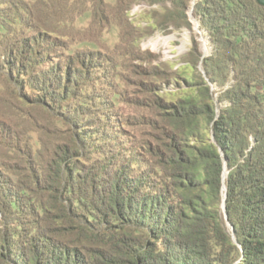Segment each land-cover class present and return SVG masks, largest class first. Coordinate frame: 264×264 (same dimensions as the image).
Wrapping results in <instances>:
<instances>
[{"label":"trees","instance_id":"16d2710c","mask_svg":"<svg viewBox=\"0 0 264 264\" xmlns=\"http://www.w3.org/2000/svg\"><path fill=\"white\" fill-rule=\"evenodd\" d=\"M90 1L109 22V3ZM147 1L191 26L192 0ZM30 14L0 2V264H264V6L195 1L211 54L192 39L185 62L205 75L160 111V143L127 156L104 153L112 134L80 92L79 55L50 60L55 39ZM34 106L55 109L68 139L31 141Z\"/></svg>","mask_w":264,"mask_h":264},{"label":"rangeland","instance_id":"374dc122","mask_svg":"<svg viewBox=\"0 0 264 264\" xmlns=\"http://www.w3.org/2000/svg\"><path fill=\"white\" fill-rule=\"evenodd\" d=\"M195 1L186 12L191 23L187 27L165 23L164 7L147 0H134L125 10L119 2L106 0L112 12L109 22L102 21L100 13L93 15L90 0H0L20 9L32 7L26 27L35 25L55 39L52 50L58 53L50 55V60L56 62L55 57L68 53L67 49L79 55L81 66L80 62L75 65L92 76L80 92L94 98L89 101L91 116L100 129L112 134L104 150L108 156H127L139 143H160L156 139L162 132L160 125L166 129L160 111L187 91L188 79L204 74L201 63L192 67L185 62L192 39L198 42L202 57L211 54L209 39L199 18L193 16ZM165 6L170 8L169 3ZM116 12V18L112 17ZM31 114L42 126L31 141L41 136L49 144L57 137L68 139V126L58 120L55 109L34 106ZM79 124L88 126V121Z\"/></svg>","mask_w":264,"mask_h":264},{"label":"water","instance_id":"95a60500","mask_svg":"<svg viewBox=\"0 0 264 264\" xmlns=\"http://www.w3.org/2000/svg\"><path fill=\"white\" fill-rule=\"evenodd\" d=\"M257 1V3L259 4V5H262V6H264V0H256ZM224 189V188H223ZM224 207H225V204H224V202H223V209H224Z\"/></svg>","mask_w":264,"mask_h":264},{"label":"built area","instance_id":"2783aa9c","mask_svg":"<svg viewBox=\"0 0 264 264\" xmlns=\"http://www.w3.org/2000/svg\"><path fill=\"white\" fill-rule=\"evenodd\" d=\"M136 6H137V5H135V6H134L135 8H133L132 10H135V9H136Z\"/></svg>","mask_w":264,"mask_h":264},{"label":"bare ground","instance_id":"6f19581e","mask_svg":"<svg viewBox=\"0 0 264 264\" xmlns=\"http://www.w3.org/2000/svg\"><path fill=\"white\" fill-rule=\"evenodd\" d=\"M154 39H155V38H154ZM154 39H153V40H154ZM153 40H152V41H153ZM147 42H148V41H147ZM148 45H149V44H148Z\"/></svg>","mask_w":264,"mask_h":264}]
</instances>
